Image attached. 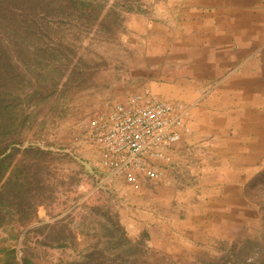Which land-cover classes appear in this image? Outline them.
I'll return each instance as SVG.
<instances>
[{"label": "rangeland", "instance_id": "obj_1", "mask_svg": "<svg viewBox=\"0 0 264 264\" xmlns=\"http://www.w3.org/2000/svg\"><path fill=\"white\" fill-rule=\"evenodd\" d=\"M139 5L142 12L123 13L120 27L113 32L76 22L55 27L56 40L60 38L65 47L62 48L64 55L57 56V61L68 65V74L52 97L29 108L34 117L20 136L23 146H38L53 153L54 168L46 174L55 187L54 196L47 205L38 207L31 224L15 228L20 233L17 242L9 239L8 232L0 231V239L8 238L5 244H16L19 248L23 231L64 220L75 240L65 248H51L36 242L41 235L29 234L26 246L33 252L35 264L79 259L84 240L93 239L94 228L104 223L105 213L117 219L131 241L143 236L144 259L153 264H204L244 239L255 241L264 250V175L253 176L244 191L250 206L248 212L233 206L228 209L230 215L225 217L219 215L215 201L210 209L199 203L201 214L224 217L229 223L189 230L186 222L183 226L189 231L186 239L176 237L175 231L168 240L162 224L141 229L136 225L140 220L137 217L158 211L166 219V211H171L180 214L181 219L192 220L190 214L194 213V207L188 206L199 199L195 195L191 197L193 192L186 196L184 185L190 184L176 181L170 186L162 181L151 192L144 193L143 186L138 193H130L116 189L115 181L108 182L97 169L85 145L88 120L130 95L149 92L140 90L149 81L166 79V33H163L166 32V0H140ZM182 105L186 118L188 107ZM262 167L264 174V164Z\"/></svg>", "mask_w": 264, "mask_h": 264}, {"label": "crops", "instance_id": "obj_2", "mask_svg": "<svg viewBox=\"0 0 264 264\" xmlns=\"http://www.w3.org/2000/svg\"><path fill=\"white\" fill-rule=\"evenodd\" d=\"M163 33L166 79L149 81L140 90L186 105L188 131L182 133L170 163L164 165L162 180L147 181L144 193L151 192L157 182L170 186L185 182L190 184L184 185L186 196L193 192L191 197L199 201L192 199L188 206L194 207L192 220L171 211L163 219L165 214L153 211L139 215L136 225L142 229L162 224L166 239L171 240L177 231L176 237L185 240L186 222L189 230L229 223L224 217L201 214L199 203L210 209L215 201L219 215L225 217L233 206L248 212L244 191L263 168L264 0H166ZM129 97L94 116L106 115ZM85 145L105 176L94 148L86 141ZM115 187L136 192L120 180Z\"/></svg>", "mask_w": 264, "mask_h": 264}, {"label": "trees", "instance_id": "obj_3", "mask_svg": "<svg viewBox=\"0 0 264 264\" xmlns=\"http://www.w3.org/2000/svg\"><path fill=\"white\" fill-rule=\"evenodd\" d=\"M139 1L0 0V231L8 232L10 240L18 241L15 228L31 224L38 207L47 205L55 192L46 174L54 168L53 153L23 146L20 140L34 117L29 108L52 97L68 74V65L57 61L65 47L60 38L56 40L55 27L76 22L113 32L123 13L142 12ZM262 170L256 175H264ZM104 217V223L94 228L93 239L84 240L79 259L54 264H153L144 259L143 236L131 241L116 218L106 213ZM63 221L23 231L19 248L5 244L8 238L0 239V264H35L26 246L31 233L41 235L36 242L43 246L73 244L75 236ZM204 264H264V250L244 239Z\"/></svg>", "mask_w": 264, "mask_h": 264}, {"label": "built area", "instance_id": "obj_4", "mask_svg": "<svg viewBox=\"0 0 264 264\" xmlns=\"http://www.w3.org/2000/svg\"><path fill=\"white\" fill-rule=\"evenodd\" d=\"M185 108L149 92L130 96L106 115L91 117L84 139L94 148L108 182L123 181L141 191L164 176L185 126Z\"/></svg>", "mask_w": 264, "mask_h": 264}]
</instances>
